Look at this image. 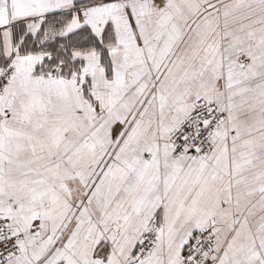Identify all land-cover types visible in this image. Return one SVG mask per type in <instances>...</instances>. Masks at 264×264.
I'll return each mask as SVG.
<instances>
[{
	"label": "snow or ice",
	"instance_id": "6c2138e0",
	"mask_svg": "<svg viewBox=\"0 0 264 264\" xmlns=\"http://www.w3.org/2000/svg\"><path fill=\"white\" fill-rule=\"evenodd\" d=\"M0 264H264V0H0Z\"/></svg>",
	"mask_w": 264,
	"mask_h": 264
}]
</instances>
